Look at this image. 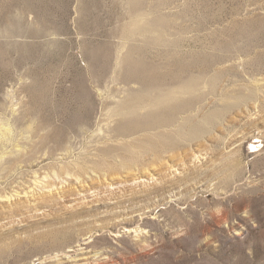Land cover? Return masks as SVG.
I'll use <instances>...</instances> for the list:
<instances>
[{
    "label": "rangeland",
    "instance_id": "obj_1",
    "mask_svg": "<svg viewBox=\"0 0 264 264\" xmlns=\"http://www.w3.org/2000/svg\"><path fill=\"white\" fill-rule=\"evenodd\" d=\"M263 60L264 0H0V264H264Z\"/></svg>",
    "mask_w": 264,
    "mask_h": 264
},
{
    "label": "bare ground",
    "instance_id": "obj_2",
    "mask_svg": "<svg viewBox=\"0 0 264 264\" xmlns=\"http://www.w3.org/2000/svg\"><path fill=\"white\" fill-rule=\"evenodd\" d=\"M211 1V0H210ZM216 1V0H215ZM174 2V1H173ZM159 3V2H158ZM170 3V2H169ZM217 3V2H216ZM224 3V2H223ZM167 4V3H166ZM171 4V3H170ZM186 4V3H185ZM190 4V3H189ZM202 4V3H201ZM219 4V3H218ZM226 4V3H225ZM224 5V4H223ZM206 6V5H205ZM184 7V6H183ZM182 7V8H183ZM226 7V6H225ZM224 7V8H225ZM178 9V8H177ZM204 9V7H203ZM220 9V8H219ZM218 9V10H219ZM173 10V9H172ZM238 10V9H237ZM179 11V9L177 10ZM243 11V10H242ZM180 12V11H179ZM197 12V11H196ZM219 12V11H218ZM225 12V11H224ZM240 12V10H239ZM172 13V12H171ZM191 13V12H190ZM223 13V12H222ZM226 13V12H225ZM188 15V14H187ZM221 15V14H220ZM184 17V16H183ZM210 18V17H209ZM232 18V17H231ZM230 18V19H231ZM245 18V17H244ZM259 18V17H258ZM220 19V18H219ZM221 20V19H220ZM210 21V20H209ZM226 21V20H225ZM211 22V21H210ZM218 22V21H217ZM220 22V21H219ZM238 23V20L236 21ZM201 23V22H200ZM233 24H235V22H232ZM209 24V23H208ZM204 25V24H203ZM213 25V24H212ZM219 25V24H218ZM251 25V24H250ZM205 26H207L205 24ZM221 27V26H220ZM224 27V26H223ZM185 28V27H184ZM196 30V29H195ZM201 30V29H200ZM217 30V29H216ZM222 30V29H221ZM261 30V29H260ZM249 32V31H248ZM254 33V32H253ZM216 34V33H215ZM233 34V33H232ZM229 37V36H228ZM215 38V37H214ZM234 38V37H233ZM224 39V38H223ZM252 39V38H251ZM249 40V39H248ZM212 41V40H211ZM224 42V41H223ZM228 43V42H227ZM255 45V44H254ZM225 48V47H224ZM169 50V49H168ZM227 50V49H226ZM256 50V49H255ZM226 52V51H225ZM168 54V53H167ZM127 55V54H126ZM134 55V54H132ZM136 57V56H135ZM178 57V56H177ZM134 58V57H133ZM230 58V57H229ZM156 59V58H155ZM181 60V59H180ZM169 61V60H168ZM264 61V60H263ZM179 62V61H178ZM182 62V61H181ZM259 62V61H258ZM171 63V62H170ZM177 63V62H176ZM187 63V62H186ZM260 63V62H259ZM181 64V63H180ZM164 65V64H163ZM175 65V64H174ZM185 65V64H184ZM247 65V64H245ZM179 66V65H178ZM258 67V66H257ZM194 68V67H192ZM253 68V67H252ZM251 68V69H252ZM189 69V68H188ZM191 69V68H190ZM250 69V70H251ZM172 70V69H171ZM186 70V69H185ZM177 71V70H176ZM180 71V70H179ZM191 71V70H190ZM254 71V69H253ZM153 72V71H152ZM174 72V71H173ZM244 72V71H243ZM252 72V71H251ZM245 73V72H244ZM161 74V73H160ZM227 74V73H224ZM228 75V74H227ZM231 75V74H230ZM145 76V75H144ZM167 76V75H166ZM178 76V75H177ZM185 76V75H184ZM235 76V75H234ZM221 77V76H220ZM231 77V76H230ZM167 78V77H166ZM138 79V78H137ZM235 79V78H234ZM171 80V79H170ZM149 82H153L155 84H163L164 83V78H162L161 76H153L151 77L149 80H147ZM135 82V80H134ZM150 84V83H149ZM35 99L41 103H43V105L46 102V97H45V91H36L33 92ZM200 97V96H199ZM195 99V98H194ZM150 100V99H149ZM194 101V100H193ZM134 102V101H133ZM132 102V103H133ZM189 104V101H181L178 103H170L167 104L165 106H163L160 110H153L147 113H143L140 112L138 110H136L135 108H131L130 113H132L131 117L128 116H122L121 118H119L115 124V126L111 129V131L113 132L112 136H109L108 138H114V137H127V136H131L134 134H138L140 132H144L141 135H139L138 137H135V140H140L143 138L148 139V131L152 130V129H158L160 128L162 125H165L167 120L174 114V112H178L181 110H184L187 105ZM196 105V104H195ZM193 107V106H192ZM128 109V108H127ZM143 109V108H142ZM115 115V114H114ZM84 120H86L87 126L82 127V126H77L75 125L74 127H72V130H74L75 132H80L83 135L86 134L88 131L91 130L90 126H89V116L87 115V111L84 112ZM116 120V119H115ZM73 126V125H72ZM99 127V126H98ZM102 128V127H101ZM100 128V131H101ZM161 131L158 130L155 132V134H160ZM102 132H99L98 135H101ZM110 134V133H109ZM165 135V134H164ZM53 138L55 139V141L58 143V145L60 146L59 149L62 150V154L63 157L69 158L73 155L75 148L73 147V145H67L65 146L64 144V137L62 133H54L53 134ZM99 138V137H98ZM145 140V139H143ZM129 141V140H128ZM163 142V141H162ZM150 143V142H149ZM151 144V143H150ZM156 144V142L154 143ZM167 144V143H166ZM144 147V146H143ZM153 147V146H152ZM99 148V147H98ZM142 147H140L141 149ZM163 148V147H162ZM174 148V147H173ZM102 149V147H101ZM118 149V148H117ZM104 150V149H103ZM114 148H109V147H105L106 152H114ZM122 150V149H119ZM143 150V149H142ZM123 151V150H122ZM146 151V150H144ZM118 152V151H117ZM160 153V152H159ZM79 158V157H78ZM115 158V157H114ZM124 160V159H123ZM126 162V161H125ZM79 164V163H78ZM58 174V172L56 173ZM66 193V192H65Z\"/></svg>",
    "mask_w": 264,
    "mask_h": 264
}]
</instances>
